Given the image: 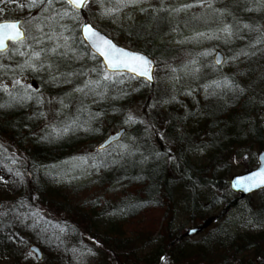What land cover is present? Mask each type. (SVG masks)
Masks as SVG:
<instances>
[{
  "label": "trees",
  "instance_id": "1",
  "mask_svg": "<svg viewBox=\"0 0 264 264\" xmlns=\"http://www.w3.org/2000/svg\"><path fill=\"white\" fill-rule=\"evenodd\" d=\"M29 3L30 0H18L16 4L27 17L39 11L35 8L30 10L27 7ZM213 5L219 6V10L224 13L231 12V15L228 14L229 23L235 22L239 25V35L243 38L233 37L231 45L234 55H228L229 51L225 56V60L231 59L234 62L236 69L233 66L230 71L236 75L239 73V77L233 74L220 75L210 57V63H205L201 71L209 73L208 83L227 76L245 91L241 92L237 88L235 92H227L223 98L210 96L203 106H194L195 110L202 107L200 115H205L207 129L203 137L196 134L186 135V124L191 121L189 118L193 115L191 102L189 106L186 103L180 106L174 102L171 106L163 108L159 103L160 97L157 96L155 84L145 86L126 79V83L119 87L126 89L128 94L124 96L113 92L112 95L118 96L115 100L93 99L90 95L82 96L77 93L79 98L81 97L78 103L80 100H83V104L87 100L94 103L91 109L85 110L81 115L82 120L88 118V111L99 110L104 113L92 122L94 131L78 130L50 142L40 140L39 137L50 130L51 124L62 127L64 122L76 115L79 104L74 106L73 102L68 105L67 110L58 114L52 115L48 107V98L56 99L74 92L73 85L53 86L47 82L46 73L38 76L37 73L28 71L21 75L15 62L0 59V64L8 66L7 70L0 68V84L5 81L6 84L12 83L13 75H27L30 82L21 85L30 84L28 91L44 100L43 105L39 106L35 102H28L24 107L0 108V213H10L0 215V261L8 264H264V228L260 234L237 238L228 234H210L196 242L201 249H196L192 257H187L184 247L186 237L168 234L166 242L157 252L152 253L147 261H141L138 256L137 246L151 240V236L158 232L156 227L162 226L169 213L172 214V199L178 183H182L186 192L189 190L192 194L203 188L223 191L224 183L225 187H228L227 182L222 183L214 176L208 177L209 169H195L190 164L189 154L202 148L210 150L213 155L212 162L224 166L228 164L231 155V139L240 138V146L250 151L253 146L259 147V150L264 149V123L258 120L264 116V42L256 43L258 33L244 28L245 24L251 27L259 26L261 33H264V4L261 0H214ZM164 6L166 7L165 4ZM160 15H167V20H161L158 26L147 18L126 28V36H121L120 43L151 57L166 54L175 59L183 50L157 45L164 36L173 31L175 20L170 19L169 13ZM141 25L144 27L141 28ZM130 31L135 35L130 37ZM241 50L255 54L237 55ZM209 54L211 53H202L201 61L204 62ZM85 63L91 65L92 61L78 60L74 67L79 68ZM87 78L80 77L79 80ZM134 85L137 88L132 91ZM9 90H12V87ZM8 99L6 94L0 92V104ZM135 103L142 107V117L139 120L143 122L133 124L128 130L139 140L136 142L141 146L139 152L150 154V157L141 165L138 163L141 157L137 153L135 157L126 158L119 164L99 170L101 173L95 182L102 187H118L126 199L119 205L117 217L121 219L116 230L111 229L108 234L101 235L102 237L88 236L87 218L79 219L78 213L70 212V216H64L63 219L58 215L62 212L61 208H65L67 199L64 196L67 192L55 193L39 188L34 172L83 155L86 148H92L95 140L100 142L118 127L123 128L124 117L131 115ZM84 108L87 107L84 105ZM36 112H44L45 116L34 117ZM110 151L111 148L104 152L95 151L94 156L111 159ZM13 155L18 157L16 163L12 162ZM17 172L23 177V182L21 176L16 175ZM32 197L36 200L35 203L32 202ZM20 202L28 205L18 213L24 222H14L11 213L17 210L10 206ZM53 209L61 223L54 224L50 219ZM28 213H33L35 218L28 216ZM199 218L200 222L208 223L206 217ZM36 220L40 221L37 229L25 226V223L31 225ZM133 220L136 227L147 224L149 228L136 230L132 227L131 230L125 231ZM143 220L147 221L146 224ZM28 236H31L32 243L27 242ZM57 238L62 241L59 247ZM87 239L92 240L91 243L95 244L97 250L105 255L98 263L86 258L84 249L87 247ZM33 243H36L43 253L41 262H37L34 257L33 260L28 257L29 246ZM72 249H76V252Z\"/></svg>",
  "mask_w": 264,
  "mask_h": 264
},
{
  "label": "rangeland",
  "instance_id": "2",
  "mask_svg": "<svg viewBox=\"0 0 264 264\" xmlns=\"http://www.w3.org/2000/svg\"><path fill=\"white\" fill-rule=\"evenodd\" d=\"M17 1L18 0H0V20L15 19L24 21L32 17H27V15L23 14V11L16 5ZM261 2L264 4V0H261ZM158 3H160V1L150 0V3H145L142 6L148 8ZM198 3L199 0H164L166 7H180L184 4ZM89 7L92 9V14L88 16L90 22L120 46L123 45L120 43L121 36H126L125 29L148 18L145 15H141L139 7H137L135 9H124L113 21L97 15L95 5H89ZM213 8L218 11L213 12L208 8L207 3H204L202 7L196 6L181 10L178 13H169L170 19L175 20L173 31L164 36L157 45L183 51L177 54L175 59H171L172 57L166 54L159 57H152L156 63L154 74L155 85L157 86L156 93L157 96L160 97L159 101L170 99L171 96L175 95L177 97V103H179L180 106L184 103L189 106V102H191L190 105H193V115L189 118V121H191L186 124L187 136L196 134L203 137L207 129V126H205V115H200L202 107H200L199 110H195L194 106L198 104L201 106L204 105L206 94L203 89V84L208 83L209 73L201 71L196 74L199 79H193L183 71L173 73L171 68L180 67L188 63L191 59L196 58L197 64L194 67H200L202 70V66H204L205 63L208 65L210 60L212 61L215 51L220 50L224 56L230 51L228 55H234L231 45L232 39L229 40L223 33H220L219 39H208L206 36H196L197 32H208L213 16H218L219 13L222 12L219 10V6L213 5ZM85 12L87 13V9ZM187 18H191V21ZM223 19L229 23L227 13H224ZM23 27H25V25H23ZM27 27L32 36L37 39L42 36L39 26L36 24L28 25ZM30 42L33 45L36 44V40ZM45 46L48 45L46 44ZM208 52L211 54L206 57L204 62L201 61L200 55ZM15 58L19 59L17 61L23 62L22 57L16 56ZM233 63L231 59H228V61L219 68L220 75L233 74L235 77H237V75L239 77V73L236 75L230 71V68H233L235 65ZM235 66L234 69H236ZM28 71L34 73L31 70H25L24 73H28ZM41 74L45 73H37L38 76ZM16 78L21 80V84L30 82L27 75L25 77ZM3 79L5 81V77ZM4 83H6V81ZM7 84L9 88L12 87V83ZM136 88L137 86L134 85L132 91ZM189 91L193 92L191 96L186 95ZM80 95L76 92H72L68 99L71 100L75 106L79 104L78 100L81 98H79ZM55 100L56 99L48 98V101H53L52 103L48 102L49 112L52 115L67 110L68 106L64 108L58 103H55ZM174 102L176 101L169 104L161 103V105L163 108H167V106H171ZM66 103H68V100H66ZM69 104L70 103H68V105ZM84 105L87 107L85 110H88L94 106V103L93 101L90 102L87 100L84 102ZM131 112V115L136 119H141L142 107L140 104L135 103L132 106ZM258 120L264 123V116H261ZM132 125V123H128L124 126L131 128ZM239 139L240 138L231 139V142H229L231 143V146H229L231 155L228 164L224 166L218 162H212L213 155L210 153V150L202 148V150H197L189 154L190 164L195 169H209L208 177L214 176L222 183L227 182L228 187H225L224 183L223 191H213L210 188H203L201 190H196L195 193L192 194L189 190L186 192V188H184V185L182 186V183H178L177 189L174 191V198L172 199V214L169 213L162 226L156 227V231L158 230V232L151 236L152 241L149 240L137 246V248H139L138 256L141 258V261H147L152 253L157 252L162 244L166 242V239H168V234L172 236L180 235L187 238L186 243H184L187 257H192L196 253V249L200 250L201 246L196 245V242H200L210 234H221L223 236L228 234L230 237L233 236V238L243 235L254 236V234L256 235L257 233L260 234V231L264 228V192H258L245 199H241L239 193H234L229 189L231 178L235 175L244 174L247 170L256 168V155L260 151L257 146H253L251 151L242 148ZM133 141L136 142V138L128 133L120 144L115 145L109 155L112 157L116 156L117 153L120 152L122 145L131 144ZM99 143V141L95 140L92 148H86V152H84L83 155L73 157L69 161H63L61 164L53 165L54 167L51 166V168H40L36 170L34 172V177H37L35 179L37 186L44 191L55 193L67 192L64 196V198L67 199L65 208H61L62 212L58 213L62 219L64 216H70L69 212L72 214L78 213L79 219L84 220L87 218L88 220L86 234H89L88 236L102 237L101 235L108 234L111 229L116 230L120 222L119 219H121L119 216L117 217V212L120 208L119 205L126 199V196L122 194L118 187H102L97 184L95 180L98 178L101 171L92 168L90 163L86 164L83 160L78 159L83 156H94L96 154V147ZM31 199L33 203L36 202L34 197ZM226 207H228V209ZM52 212L53 216L50 217L52 222L54 224L61 223V220L56 216L55 209H53ZM199 216L206 217L208 223L200 222ZM143 222L146 224L147 221L143 220ZM130 223L131 225L127 226L125 231L131 230L132 227L136 230L149 228L147 224L144 226L140 225L139 228L136 227L135 220H133V222L130 221ZM205 225H207V227L201 233L195 234V236L185 235L189 230ZM26 238L29 239L27 242L32 243L31 236ZM91 242L92 240L87 239V247L84 249L85 255L90 261L98 263L105 255L101 253L102 251L97 250L95 244ZM34 244L36 245V243ZM94 247L95 249H93ZM28 257L33 260V256L30 253H28ZM0 264H8V262L6 263L1 260ZM205 264L209 263L207 262ZM212 264H214V262Z\"/></svg>",
  "mask_w": 264,
  "mask_h": 264
},
{
  "label": "snow or ice",
  "instance_id": "3",
  "mask_svg": "<svg viewBox=\"0 0 264 264\" xmlns=\"http://www.w3.org/2000/svg\"><path fill=\"white\" fill-rule=\"evenodd\" d=\"M145 3H150V0H30L27 7L30 10L39 9L30 19L24 21H0V59L15 62L21 75L25 70H31L34 73L44 72L48 76L47 82L53 86L71 84L73 85V91L80 93L82 96L90 95L93 99L99 98L100 100L118 99L117 95H112L113 92L126 96L128 94L127 90L119 87L126 83V79L127 81L139 82L145 86L152 85L154 81V60L142 52H133L130 49L122 48L115 44L110 37L105 36L88 19V16L92 14V9L89 5H95L97 15L113 21L124 9L139 7L140 14L147 16L148 20L157 26L161 20H167V15L161 16L160 13H178L188 8L202 7L204 3H207L208 8L213 12L218 11L213 8L214 0H199L198 4H184L180 7H165L164 0H160L159 5H153L148 8L142 6ZM86 9L87 13L85 12ZM228 14L231 15V12ZM223 16V12H220L218 16H213L208 32L200 31L196 33V36L219 39L220 33H223L229 40L233 37L242 39L243 37L239 35V25L235 22L229 24L224 21ZM66 21H71V23ZM32 24L39 26V30L42 33L39 39L32 36L28 30L27 26ZM22 25H25V27H22ZM143 27L141 25V28ZM244 28H248L250 32L258 33L256 43L264 42V33H261L259 26L251 27L245 24ZM134 35V32H129L130 37ZM32 40H36L35 45L30 42ZM8 41H11L15 47L9 48ZM46 44L48 46H45ZM254 54L245 50L237 53V55L244 56ZM16 56L22 57L23 62L16 61ZM78 60H90L92 64L88 65L85 63L81 67L75 68L74 64ZM216 62L219 64L221 59L217 57ZM196 64L197 59L193 58L180 67L171 68V71L173 73L183 71L193 79H199L196 74L201 72V68L194 67ZM0 68L7 70L8 66L0 64ZM12 71L15 73L14 69ZM85 76L88 78L83 81L79 80L80 77ZM30 88V84L21 85V80L13 75L12 90H9L6 83L0 84V92L9 97L7 101L0 104V108L24 107L28 102H35L38 106L43 105V98L28 91ZM237 88L241 92L245 91L244 88H241L240 85L227 76L203 84L206 94L205 100H208L210 96L223 98V95L227 94V92H235ZM192 94V91L186 93L188 96ZM69 96L70 94L66 93L63 97L56 98L54 102L66 108L68 103H71V100L68 99ZM66 100H68V103H66ZM173 101L178 102L175 95L171 96L170 99L159 101V103L169 104ZM52 102L49 101V103ZM84 112L83 100H80L77 113L71 120L64 122L62 127L51 124L50 130L46 131L45 135L39 137V139L50 142L70 132L78 130L85 132L94 131L95 129L91 126L92 122L104 113L99 110L95 112L88 111V118L82 120L81 115ZM121 115L123 116V113ZM44 116V112L34 113V117ZM142 122L133 115L124 117L125 124H139ZM140 147V144L133 141L131 144L122 145L120 152L116 156L111 157V159L97 156H83L78 159L83 160L86 164L90 163L92 168L99 171L100 169L119 164L126 158L135 157L139 153L141 158L138 163L143 165L148 161L150 154L146 155L143 152H139ZM11 159L13 163H16L18 157L13 155ZM9 171L12 170L9 169ZM16 175L21 176L19 172ZM21 182H23L22 176ZM229 183L232 189L242 191H254L264 188V165L248 174L234 176ZM26 207L28 205L23 202L10 206V208L17 210L15 213H11L14 222H24L18 213L19 210ZM8 214L10 213H0V215ZM27 215L33 219L35 218L33 213H28ZM39 224L40 221L36 220L31 225L25 223V226L35 230L39 227ZM61 231L64 230L61 229ZM61 243L62 241L57 238V247ZM72 251L75 253L76 249H72Z\"/></svg>",
  "mask_w": 264,
  "mask_h": 264
},
{
  "label": "water",
  "instance_id": "4",
  "mask_svg": "<svg viewBox=\"0 0 264 264\" xmlns=\"http://www.w3.org/2000/svg\"><path fill=\"white\" fill-rule=\"evenodd\" d=\"M103 34H104V33H103ZM104 35H105V34H104ZM105 36H106V35H105ZM10 43L12 44L11 41H8V42H7L8 46H9ZM122 48H123V47H122ZM125 49H126V48H125ZM133 52H134V51H133ZM217 57H219V58L221 59V62H220L219 64H217V62H216V61H217ZM213 61L215 62L216 66H218V67L221 66V65L223 64V62H224V60H223V55H222V53H221L220 51L216 53V55H215ZM154 65H155V64H154ZM154 67H155V66H154ZM124 134H125V131L123 130V131H121V132H119V133L114 134L113 136L108 137L106 140H104V143L102 144L103 147L99 146L98 150L102 151V150H104L105 148H107V147H109V146L115 144V142H118ZM257 156H258V158H257V163H258V164H257V169H255V170H258L259 167H260L261 165H264V151H261L260 153H258ZM255 170H252V171H255ZM252 171L246 172L245 174H248V173H250V172H252ZM230 189H231L234 193H236V192H237V193H241V198H242V199L245 198V197H247L248 195H251V194H253V193H258V191H262V190H264V188H261V189H256V190H254V191H242V190L232 189L231 187H230ZM201 231H202L201 228H196V229L190 231V232L188 233V235L192 236V235H194L195 233H200ZM30 251H31L32 253H35V254H36L38 261H41V260H42V257H43V256H42V253L40 252V250H39L37 247L33 246V247L30 249Z\"/></svg>",
  "mask_w": 264,
  "mask_h": 264
},
{
  "label": "bare ground",
  "instance_id": "5",
  "mask_svg": "<svg viewBox=\"0 0 264 264\" xmlns=\"http://www.w3.org/2000/svg\"><path fill=\"white\" fill-rule=\"evenodd\" d=\"M262 98H264V94H263ZM199 105H200V104H199ZM198 110H199V109H198Z\"/></svg>",
  "mask_w": 264,
  "mask_h": 264
}]
</instances>
